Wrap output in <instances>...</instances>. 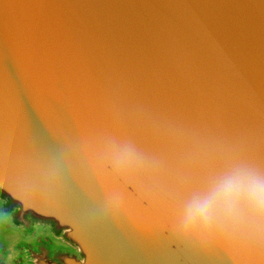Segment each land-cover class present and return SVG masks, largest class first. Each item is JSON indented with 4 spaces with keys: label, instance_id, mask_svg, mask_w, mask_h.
<instances>
[{
    "label": "water",
    "instance_id": "1",
    "mask_svg": "<svg viewBox=\"0 0 264 264\" xmlns=\"http://www.w3.org/2000/svg\"><path fill=\"white\" fill-rule=\"evenodd\" d=\"M110 136L150 181L97 168ZM227 150L264 165V0H0V264H264L160 222Z\"/></svg>",
    "mask_w": 264,
    "mask_h": 264
},
{
    "label": "clouds",
    "instance_id": "2",
    "mask_svg": "<svg viewBox=\"0 0 264 264\" xmlns=\"http://www.w3.org/2000/svg\"><path fill=\"white\" fill-rule=\"evenodd\" d=\"M94 163L116 177L150 181L159 161L135 141L106 137ZM181 243L234 258L264 254V165L240 150L219 153L171 192L160 221Z\"/></svg>",
    "mask_w": 264,
    "mask_h": 264
},
{
    "label": "snow or ice",
    "instance_id": "3",
    "mask_svg": "<svg viewBox=\"0 0 264 264\" xmlns=\"http://www.w3.org/2000/svg\"><path fill=\"white\" fill-rule=\"evenodd\" d=\"M178 102L183 103L184 101H178Z\"/></svg>",
    "mask_w": 264,
    "mask_h": 264
}]
</instances>
